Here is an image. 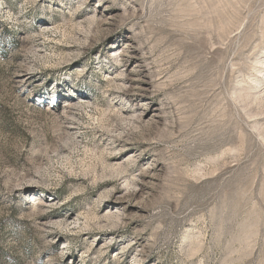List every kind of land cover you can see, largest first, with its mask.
Listing matches in <instances>:
<instances>
[{
    "label": "rangeland",
    "instance_id": "rangeland-1",
    "mask_svg": "<svg viewBox=\"0 0 264 264\" xmlns=\"http://www.w3.org/2000/svg\"><path fill=\"white\" fill-rule=\"evenodd\" d=\"M0 264H264V0H0Z\"/></svg>",
    "mask_w": 264,
    "mask_h": 264
}]
</instances>
